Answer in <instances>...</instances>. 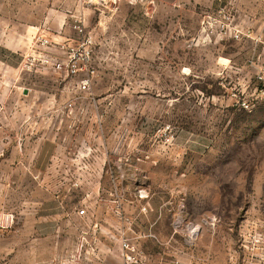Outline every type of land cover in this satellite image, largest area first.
<instances>
[{
  "label": "rangeland",
  "instance_id": "obj_1",
  "mask_svg": "<svg viewBox=\"0 0 264 264\" xmlns=\"http://www.w3.org/2000/svg\"><path fill=\"white\" fill-rule=\"evenodd\" d=\"M0 264H264V0H0Z\"/></svg>",
  "mask_w": 264,
  "mask_h": 264
},
{
  "label": "built area",
  "instance_id": "obj_2",
  "mask_svg": "<svg viewBox=\"0 0 264 264\" xmlns=\"http://www.w3.org/2000/svg\"><path fill=\"white\" fill-rule=\"evenodd\" d=\"M75 30H77L79 33L82 32V28L80 26H76L74 27ZM46 43H48L49 41H45ZM86 49L84 51V60L86 62H88L90 60V51L89 49L86 47V45L84 46ZM57 69L59 71H63V72H66L67 74H70V75H75L77 72H78V65L77 63H72V64H69V65H58L57 66ZM81 89L83 90H86L87 89V82H84L82 83L81 85ZM79 215L80 216H85V210H81L79 212Z\"/></svg>",
  "mask_w": 264,
  "mask_h": 264
}]
</instances>
